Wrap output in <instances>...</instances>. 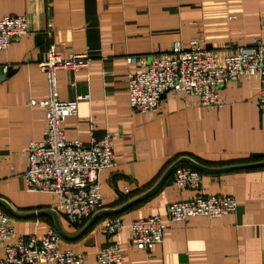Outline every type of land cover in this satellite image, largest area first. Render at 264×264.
I'll return each instance as SVG.
<instances>
[{
    "label": "crops",
    "instance_id": "obj_1",
    "mask_svg": "<svg viewBox=\"0 0 264 264\" xmlns=\"http://www.w3.org/2000/svg\"><path fill=\"white\" fill-rule=\"evenodd\" d=\"M5 14H24L28 20V32L0 51V209L11 217L10 242L41 239L55 228L62 248L83 253L86 264H101L96 254L110 240L102 224L120 216L124 226L113 239L124 248L123 264H264L260 78L224 85L226 105L220 110L179 92L165 95L158 110L137 113L127 87L130 71L145 70L153 56L169 52L177 40L187 45L203 39L220 58L255 38L264 41V0H0V19ZM52 42L64 57L90 56L81 69L57 70L62 100L89 94L79 101L78 113L63 121L65 137L90 143L93 136L115 134L116 163L99 173L98 213L126 206L77 225L54 210L55 194L28 191L23 176L27 147L47 128L45 108L31 101L49 94L39 62ZM128 57L136 61L129 63ZM183 157L199 165L182 161L177 166L201 172L200 192L234 197L236 211L216 218H169L168 205L199 193L173 185L177 166L167 174ZM150 215L160 216L168 227L163 243L145 251L130 241V223Z\"/></svg>",
    "mask_w": 264,
    "mask_h": 264
},
{
    "label": "built area",
    "instance_id": "obj_2",
    "mask_svg": "<svg viewBox=\"0 0 264 264\" xmlns=\"http://www.w3.org/2000/svg\"><path fill=\"white\" fill-rule=\"evenodd\" d=\"M27 32L28 20L24 14L2 16L0 51L8 49L13 40ZM57 46L56 42L50 43L47 57L39 62L40 70L47 76L49 94L39 102L33 100L31 103L45 108L47 128L40 141L29 143L28 167L23 176L28 191L55 194L54 210L62 212L71 224L77 225L94 217L102 208L99 173L116 163L115 134L110 131L102 137L93 136L90 143L66 139L63 121L78 113L79 101L88 100L89 94L62 100L57 70L81 69L88 64L90 56L73 52L64 57ZM127 60L129 63L136 61L133 57ZM247 76L260 78L263 89L258 100L260 108L264 109V41L260 38L233 48L223 58L219 57L217 49L208 48L203 39L194 38L187 45L177 40L169 52L153 56L145 70L128 73L129 104L137 113L154 112L160 108L165 95L176 97L183 92L196 97L209 110H220L226 105L221 99V88ZM173 172L172 183L177 189L199 193L168 205L171 220L199 216L216 218L236 211L238 205L234 197L200 192L203 184L200 171L180 165ZM130 225V241L145 251L163 243L168 227L158 215L134 219ZM102 226L110 240L97 252V261L123 264L124 248L113 239L124 226L122 218L109 217ZM13 232L11 217L0 209V247L3 249L0 264H86L83 253L61 247V234L55 228H50L41 239L21 237L10 242Z\"/></svg>",
    "mask_w": 264,
    "mask_h": 264
},
{
    "label": "water",
    "instance_id": "obj_3",
    "mask_svg": "<svg viewBox=\"0 0 264 264\" xmlns=\"http://www.w3.org/2000/svg\"><path fill=\"white\" fill-rule=\"evenodd\" d=\"M10 71H12V68H11V67L8 68V72H10ZM1 74H3V73H2V69H0V75H1ZM182 161H187V162H189V163H192V164L195 165L196 167L199 166V165H197L193 160H191L190 158H188V157H183V158L180 159V161H178L176 164H174V165H173V166L167 171V172H168L167 174H169L170 171H171L173 168H175V167H176L180 162H182ZM258 164H259V165H264V163H258ZM258 164H253V165H258ZM153 191H154V190H152L151 192H153ZM151 192H149V193H151ZM149 193H148V194H149ZM148 194H146V195H148ZM146 195L143 196L142 198L146 197ZM129 204H131V203H129ZM129 204H128V205H129ZM128 205H127V206H128ZM125 207H126V206H124V207L121 208V209H117V210H113V209H112V210H110V211H101V212H102V213H103V212H109V213H112V212H119V211H122L123 209H125ZM101 212H100V213H96L94 219L96 218V216H98L99 214H101ZM52 213H53L55 216H57V214H56L55 212H52Z\"/></svg>",
    "mask_w": 264,
    "mask_h": 264
},
{
    "label": "trees",
    "instance_id": "obj_4",
    "mask_svg": "<svg viewBox=\"0 0 264 264\" xmlns=\"http://www.w3.org/2000/svg\"><path fill=\"white\" fill-rule=\"evenodd\" d=\"M260 157V156H259ZM261 157H263V156H261Z\"/></svg>",
    "mask_w": 264,
    "mask_h": 264
}]
</instances>
